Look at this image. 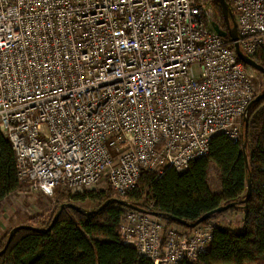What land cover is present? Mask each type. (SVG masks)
Returning <instances> with one entry per match:
<instances>
[{
  "label": "built area",
  "instance_id": "2783aa9c",
  "mask_svg": "<svg viewBox=\"0 0 264 264\" xmlns=\"http://www.w3.org/2000/svg\"><path fill=\"white\" fill-rule=\"evenodd\" d=\"M214 1L0 0V130L20 183L122 200L144 172L185 171L217 135L239 143L257 93L214 30ZM230 3L238 45L258 63L264 0ZM215 225L186 231L127 210L118 233L154 264H182L206 252Z\"/></svg>",
  "mask_w": 264,
  "mask_h": 264
},
{
  "label": "trees",
  "instance_id": "16d2710c",
  "mask_svg": "<svg viewBox=\"0 0 264 264\" xmlns=\"http://www.w3.org/2000/svg\"><path fill=\"white\" fill-rule=\"evenodd\" d=\"M225 1L231 7L230 0ZM215 7L219 27L226 32L216 2ZM225 40L231 45L228 35ZM258 64L264 67V59ZM246 151L251 179L250 197L246 203L247 171L242 154V135L235 144L223 135L215 136L208 154L191 162L183 172L169 168L159 178L149 172L142 173L135 188L122 200L146 212H156L187 223H194L202 215L233 203L234 207L214 214L201 225L228 214H240L242 230L236 232L231 227L216 224L206 252L196 261L182 264H264V100L251 108ZM212 167L218 174L217 190L209 185ZM20 187L14 153L0 130V202ZM109 193L84 192L73 196L67 193V196L72 202L88 200L97 203L90 210L96 211L113 199ZM127 210L116 203L91 215L64 209L47 232L16 230L6 252L0 256V264H154L141 257L133 247L122 243L118 226ZM52 217L45 225L34 228L47 229ZM164 222L191 230L170 219H164ZM9 232L1 240L0 250L5 246Z\"/></svg>",
  "mask_w": 264,
  "mask_h": 264
},
{
  "label": "rangeland",
  "instance_id": "374dc122",
  "mask_svg": "<svg viewBox=\"0 0 264 264\" xmlns=\"http://www.w3.org/2000/svg\"><path fill=\"white\" fill-rule=\"evenodd\" d=\"M208 16L213 21H215V17L219 19L215 1L212 4V11L208 13ZM247 70L255 83L256 95H259L264 89V75L249 67ZM209 185L213 190H217L219 187L218 174L213 167L209 172ZM109 194L113 199H117L111 192ZM67 195V193L57 190L51 197H45L31 189L28 183H21L18 191L10 194L0 202V242L9 231L16 227L32 226L34 228L45 225L61 204L70 203L84 210H93L97 206V203L88 200L84 202H72L68 199ZM225 216L227 217H219L208 222L206 225L222 224L223 226L231 227L236 232L242 230L239 226L240 214H233V216L228 214ZM31 219L33 223L30 222Z\"/></svg>",
  "mask_w": 264,
  "mask_h": 264
},
{
  "label": "water",
  "instance_id": "95a60500",
  "mask_svg": "<svg viewBox=\"0 0 264 264\" xmlns=\"http://www.w3.org/2000/svg\"><path fill=\"white\" fill-rule=\"evenodd\" d=\"M215 2L217 3L222 17L224 19V22L226 24L227 27V31L223 32L220 29H218L217 27L214 28L215 32H217L221 37L225 38L227 35L229 36L230 40L233 42V46L237 55V58L240 62H242L245 66L258 71L259 73H261L262 75H264V67H262L260 64H258L257 62L251 60L249 57H247L240 49L239 45H238V35H237V29H236V25H235V21H234V17H233V13L231 11V8L229 7V5L226 3L225 0H215ZM264 100V89L263 91L257 95L254 100L248 105V107L246 108L243 118H242V130H241V135H242V154H243V160H244V165H245V169L247 171V192H246V197L244 199V203L247 202L248 198L250 197V191H251V179H250V172H249V164H248V154H247V132H248V118H249V114L251 112V108L253 107V105L261 102ZM111 203H116L117 205H119L122 208L134 211V212H138V213H143V214H148L150 216L156 217L162 221H164V219H170L172 221H174L175 223H177L178 225L187 227L189 229H194L196 227H198L199 225H201L203 222L207 221L211 216H213L214 214H221L224 213L225 211L229 210L230 208L234 207V204H228L225 206H221L218 207L217 209L208 212L204 215H202L199 219H197L194 223H187L186 221L177 219V218H171V217H166L163 216L159 213L156 212H146L141 208H138L134 205H132L131 203L125 201V200H120V199H111L106 201L105 203H103L96 211H90V210H84L81 209L73 204L70 203H65V204H61L57 210L55 211V213L53 214V217L51 219V222L48 226L47 229L45 230H39L36 228H32V227H28V226H19L16 227L14 229H12L9 234H8V238L6 241L5 246L3 247L2 250H0V256H2L7 248L8 245L10 244V241L12 239L13 233L18 230V229H31V230H35L38 232H47L49 231L54 224L56 223L58 217L60 216L61 212L64 209H72L75 210L77 212H81V213H85L87 215H91L92 213H96L98 211H102L104 208H106L107 206H109ZM160 264V263H159Z\"/></svg>",
  "mask_w": 264,
  "mask_h": 264
},
{
  "label": "crops",
  "instance_id": "0c3cea01",
  "mask_svg": "<svg viewBox=\"0 0 264 264\" xmlns=\"http://www.w3.org/2000/svg\"><path fill=\"white\" fill-rule=\"evenodd\" d=\"M232 216H233V215H232ZM223 217H227V216H223ZM229 217L231 218V216H229ZM239 220H240V225H239V226H240V228H242V223H241V222H242V221H241V220H242V218H241V217H239Z\"/></svg>",
  "mask_w": 264,
  "mask_h": 264
}]
</instances>
